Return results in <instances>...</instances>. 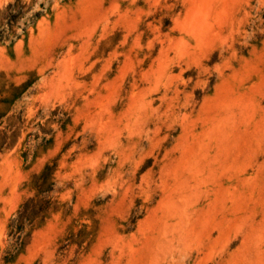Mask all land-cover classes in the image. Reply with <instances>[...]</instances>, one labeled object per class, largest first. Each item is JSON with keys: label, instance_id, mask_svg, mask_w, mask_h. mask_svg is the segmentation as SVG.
Segmentation results:
<instances>
[{"label": "rangeland", "instance_id": "374dc122", "mask_svg": "<svg viewBox=\"0 0 264 264\" xmlns=\"http://www.w3.org/2000/svg\"><path fill=\"white\" fill-rule=\"evenodd\" d=\"M19 3L0 264H264V0Z\"/></svg>", "mask_w": 264, "mask_h": 264}, {"label": "trees", "instance_id": "16d2710c", "mask_svg": "<svg viewBox=\"0 0 264 264\" xmlns=\"http://www.w3.org/2000/svg\"><path fill=\"white\" fill-rule=\"evenodd\" d=\"M20 0H15L7 5L5 10L0 13V41L9 38L13 33V26L19 18L24 14L23 6L20 5ZM27 217L18 215L16 219V244H20V238L26 225Z\"/></svg>", "mask_w": 264, "mask_h": 264}]
</instances>
